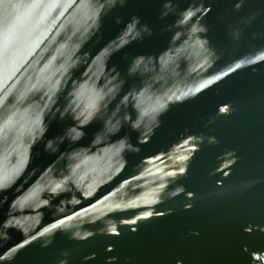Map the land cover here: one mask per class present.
<instances>
[{"label": "water", "instance_id": "obj_1", "mask_svg": "<svg viewBox=\"0 0 264 264\" xmlns=\"http://www.w3.org/2000/svg\"><path fill=\"white\" fill-rule=\"evenodd\" d=\"M0 264H264V0H0Z\"/></svg>", "mask_w": 264, "mask_h": 264}]
</instances>
